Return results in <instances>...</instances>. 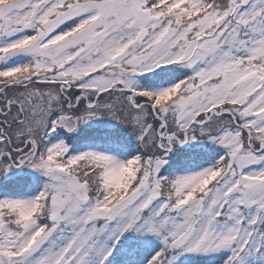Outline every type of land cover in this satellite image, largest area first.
Returning <instances> with one entry per match:
<instances>
[{
	"label": "snow or ice",
	"instance_id": "snow-or-ice-1",
	"mask_svg": "<svg viewBox=\"0 0 264 264\" xmlns=\"http://www.w3.org/2000/svg\"><path fill=\"white\" fill-rule=\"evenodd\" d=\"M0 264H264V0H0Z\"/></svg>",
	"mask_w": 264,
	"mask_h": 264
}]
</instances>
